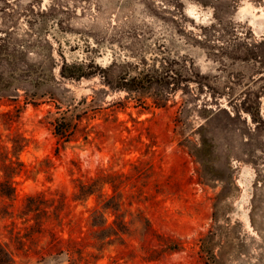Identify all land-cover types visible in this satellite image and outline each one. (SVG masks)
Returning <instances> with one entry per match:
<instances>
[{
	"label": "rangeland",
	"instance_id": "1",
	"mask_svg": "<svg viewBox=\"0 0 264 264\" xmlns=\"http://www.w3.org/2000/svg\"><path fill=\"white\" fill-rule=\"evenodd\" d=\"M63 60L93 75L63 79ZM94 91L117 122L83 120L57 144L48 113ZM15 135L27 173L0 198L5 264H205L197 241L212 230L214 264H264V0H0V142ZM100 170L128 178L124 208L183 249L154 254L139 232L94 249L95 198L72 197ZM38 194L62 196L60 213L24 216Z\"/></svg>",
	"mask_w": 264,
	"mask_h": 264
},
{
	"label": "trees",
	"instance_id": "2",
	"mask_svg": "<svg viewBox=\"0 0 264 264\" xmlns=\"http://www.w3.org/2000/svg\"><path fill=\"white\" fill-rule=\"evenodd\" d=\"M92 67L91 63L86 66L84 62H67L63 60L60 66V76L67 80L89 78L93 73L90 71L88 73L87 70ZM98 92L94 91V97L91 102L81 107L78 105H69V107L61 110L62 107L57 106L56 112L48 113L50 117L48 124L53 136L56 138L57 144L64 146L65 144L71 143L74 141L75 135L79 133V129H88L90 122L85 124V126H81L83 120L88 122L97 116H101L103 121L110 120L114 123L117 122L118 119L112 116L117 111L116 108L112 109V113L110 114L106 113L105 109L97 105ZM83 140L86 142L87 136L83 137ZM25 146L26 141L20 135L10 137L6 143L0 142V198L2 199L13 200L15 198L16 178L21 174L27 173L26 166L19 159V155ZM57 151L58 147L56 148ZM37 166L35 167L36 172L50 174L51 162L49 160H43ZM127 180L128 178L120 174H109L104 170L98 171L91 178L76 179L72 201L84 205L89 198H95V206L89 210L88 215L89 234L95 239L94 244H92L94 246L92 247L100 251L103 250V247H109L117 243L116 241L120 245H123L124 237L135 240L137 232H139V237L144 242L156 238L160 249L158 251L152 250L154 254L182 250L183 246L181 243L160 240L148 218L142 215L140 211H131L124 208L123 191L128 185L126 183ZM54 202V199L45 200L43 195L40 194L28 196L24 200L21 212L25 216L30 213L35 214L38 211L43 217L47 218L48 210L52 208L53 213L57 216L63 207V197H58L56 205H54ZM127 205L131 207L132 203L129 202ZM213 209L212 219L216 221V204L213 205ZM35 228H37L38 233L43 231L40 222L36 224ZM215 235L212 230L208 234L200 237L197 241L199 259L204 261L205 264L215 263V255L213 252ZM95 244L98 247H95ZM4 257H6V253L0 250V264L6 263Z\"/></svg>",
	"mask_w": 264,
	"mask_h": 264
}]
</instances>
